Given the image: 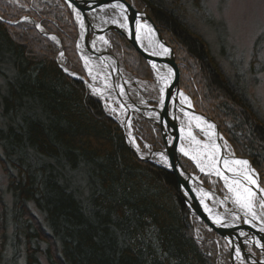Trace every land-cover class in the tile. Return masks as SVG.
<instances>
[{
	"label": "trees",
	"instance_id": "1",
	"mask_svg": "<svg viewBox=\"0 0 264 264\" xmlns=\"http://www.w3.org/2000/svg\"><path fill=\"white\" fill-rule=\"evenodd\" d=\"M21 1L18 13L0 0L8 20L42 15V24L60 36L66 53L77 52V27L69 9L65 14L51 2ZM54 1L67 8L64 0ZM206 1L135 4L173 47L181 87L194 80L207 114L264 183L261 104L241 75L225 73L196 31L195 18ZM42 6L47 7L42 13L32 9ZM19 26L0 21V166L8 183L7 191L0 186V264H217L193 235L174 173L140 160L102 100L59 67L58 46L37 30L27 33ZM114 35L134 58L133 73L147 79L148 72L140 74L146 59L125 37ZM199 105L197 110L206 109ZM144 124L146 136L157 135L162 148L160 129L155 134L150 123ZM181 161L194 172L187 160ZM211 237L220 239L216 232ZM214 239L210 244L216 254ZM224 254L220 264H230V252Z\"/></svg>",
	"mask_w": 264,
	"mask_h": 264
},
{
	"label": "rangeland",
	"instance_id": "2",
	"mask_svg": "<svg viewBox=\"0 0 264 264\" xmlns=\"http://www.w3.org/2000/svg\"><path fill=\"white\" fill-rule=\"evenodd\" d=\"M2 1L5 2L7 5H9L11 9L14 8L16 10H18L20 5L23 4L21 0H2ZM44 1L46 2V4L51 2L56 6L59 5V11L61 12L62 10L65 14L67 9H69L72 14V9L69 7V5H67L66 8L65 6H62L59 1L58 2H55L54 0H44ZM203 7H204V11L200 15L201 17L199 16L200 18L199 17L195 18L194 24L196 31L209 46L211 53L215 56V59H217L216 62L221 63L224 66V69L226 71L225 73L228 76L232 77L236 75V73H238L237 75H241L242 78H244L247 81L249 85L248 88L249 93L250 95L256 97L259 100L264 116V0H207L204 3ZM40 9L45 10L47 9V7L42 6ZM16 12L19 13L20 9ZM72 17L74 18L73 14ZM51 21H54L52 23L55 25L57 31L61 32L60 31L61 29L59 28L57 22L55 20H51ZM41 27L44 29L43 30L44 32H42L38 27L36 28V30L42 36L48 38L49 40L53 41L55 45H57V42L55 40H52V38L48 34L50 32L45 28V26L41 24ZM50 34L51 36L52 34L58 35L57 33H50ZM114 34L115 32H110L107 35V41H108L107 50L111 52L112 55L116 56L124 72L134 80L136 85L140 87L142 94L146 97L148 102L151 105L158 106L161 102V92L154 81L152 67L146 60L147 68L143 67V69H141L142 72H140V74H144V72H148L147 79L146 77L142 78L137 76L135 73H133L136 69L134 58L128 55L125 47L122 49L121 42L117 40ZM58 39L59 40L61 39L60 36ZM61 43L63 46V53H64L67 69L84 77L87 76L85 72L84 61L81 55L78 53V51L75 52L73 48V53L71 54L70 51V53L67 54L63 42ZM58 49H59V53H62L61 48L58 47ZM67 57H69V59ZM72 57L75 58L76 60L75 63L73 62L71 63ZM69 64H72V66L75 69L80 70L83 74L71 70L68 67ZM232 71L234 74H232ZM182 89L185 92V94L189 97L194 107L195 105L200 104L199 105L200 107L201 105H203L206 108L204 111H199L197 109L196 110L199 111L200 113L207 114L206 112L207 105L205 103L206 100L203 99L202 94L199 92V87L194 82V80L192 81L189 78V81L186 82V88L182 87ZM100 99L104 104L106 114L109 117H111L115 122H117L124 130V127L126 125L122 120L123 118L120 116V114L117 111V109L120 107L117 106L116 103L114 104V102L116 101L103 97ZM144 120L152 125L150 127V130L155 132V134L158 132V129H160L159 125L155 123L153 120L146 119L142 115H136V114L133 115V117H131V122H132L131 128L136 136V141L138 142L139 147L144 151H148V149L150 148L153 149L155 145H158L160 147V143H158L159 137L157 135L153 137L151 135L150 138L146 136L145 128H144L145 126ZM231 127L232 124L230 125V128ZM159 131L161 132V130ZM128 134H129V130H128ZM160 134L162 137V133ZM162 143L164 144V142ZM185 145L186 142L184 138L183 139L181 138L180 148L182 147L184 148ZM224 145L225 147L228 148L227 152L232 154L233 153L237 154L236 152L239 146L237 147L235 144H233L228 140L224 141ZM158 149H161V147ZM229 153H227V155ZM179 155L181 160L184 159L190 163L191 166L190 168L193 169L192 171H194L190 173L197 176L199 180L203 182L207 187H212L213 189L218 191V193L222 197H230L229 191L227 190V187L222 179L211 175L208 176L207 173H205L204 171L202 172L200 170L199 165L193 162L190 158H188L184 154V152L181 151ZM153 164L157 167H161V165L158 164L157 162H154ZM165 166L168 165L165 164ZM165 169H169V167H166ZM4 174L5 173L3 172L2 167L0 166V186L4 191H7L8 183H7V178ZM261 181L262 178L260 176V184L264 188V183H262ZM9 197L6 198L7 201ZM255 201L259 209L264 211V208L260 207V204L262 202L261 199L259 197H255ZM34 212L37 213L38 215V212L35 209ZM190 216L192 219L194 237L203 245L204 250L208 254L212 253L213 257L217 258L216 259L217 264H220V260L225 255L224 250L229 251L231 255V248L229 244L225 242V240H222L221 237L219 240L217 238L215 239L212 238L211 236L214 231L208 225L204 226L205 223L201 219L197 218L196 215L191 214V212H190ZM213 239L217 243L216 254H213L214 251L211 250L212 244H210V242ZM220 240L223 241V243ZM226 246L228 247L226 248ZM245 247L254 255L255 258L257 259L261 258V252L256 247L250 245L249 246L246 245ZM230 264H231V256H230ZM237 264H248V263L243 259L242 256H239V260Z\"/></svg>",
	"mask_w": 264,
	"mask_h": 264
},
{
	"label": "bare ground",
	"instance_id": "3",
	"mask_svg": "<svg viewBox=\"0 0 264 264\" xmlns=\"http://www.w3.org/2000/svg\"><path fill=\"white\" fill-rule=\"evenodd\" d=\"M127 1H129L130 3H133L136 7L135 0H127ZM32 9L34 12L35 11L39 13L43 12L42 9L37 8V7H34ZM136 9L138 8L136 7ZM25 17L28 18L26 21L24 20V17L18 20H15V21H10L6 18V16L4 15L0 7V21L1 22H4L9 25H16V26L20 25L19 26L20 29L27 33H30L32 29L36 30L37 27L42 32H44L43 31L44 29L41 27V24L44 21L43 20L44 17H42V15H38L37 17H34L32 15L31 16L27 15ZM125 17H127V19H125ZM89 19L93 22L95 27L99 29L105 28L108 25H114L119 28H123L125 31L128 32L130 28V16L127 13H125V11L122 14L121 10L108 9L102 12H95L89 16ZM82 20H83V27H81L80 19H77V16L75 13L74 21L78 28V33H79V37L77 39V44H78L77 47H78V51L85 64V72L87 74V76H85V80H86V83L89 85L87 89L95 97L109 98V99L116 101L114 102V104L116 103L117 106L120 107L117 109V111L120 114V116L123 118L122 120L124 121L126 127L129 130V143L132 145L134 151L137 153V155L141 159L145 160L146 158L149 161L157 162L161 165L167 164V161L162 159V156L165 157L164 154L156 153L155 150H153L152 148L148 149V151H144L139 147V144L136 141V136L133 133V130L131 128V125H132L131 119L129 118V114L134 115L135 113H137L141 115L143 114L145 117H149L153 120H158V114L156 112H153L152 110H149L148 100L142 95L140 87L136 85L134 80L129 75H127L124 72V70L122 74L120 75L123 82L119 79L118 77L119 74L117 73V69L115 66L116 64L114 60L105 59V58L98 56V53L105 52L107 50V42L104 39H101V37L97 36L91 39V41L88 44L85 43L84 41L85 20L84 18H82ZM121 24L126 25V26L121 27ZM140 24L149 25L151 27V31L148 28H141L138 31V40H139V44L141 45V47H143L146 51L152 54H155L158 52H164L163 48H161V45L163 44L158 41L157 33L153 29V27L147 22H141ZM48 34L50 35L51 38L55 37V39H52V40H55V41L59 40L58 35L52 34L51 36L50 33ZM57 60L59 61L61 66L62 65L64 66L66 64L64 54L63 56H61V53H60L57 57ZM65 69L68 72L70 71L66 67ZM152 70H153L154 81L161 92V97H163L165 82L169 80L171 73L165 67L159 66L156 64L152 66ZM116 79H118L119 81H117ZM183 97H186L187 99L185 100L183 99ZM183 97L181 96L178 107H177V110H178L177 116H178V120L180 124L181 137L184 138L186 142L184 149L189 152V155L187 156H189L190 158L192 155L198 156L200 160L199 167L204 166L205 173L222 179L230 194V197H226L225 198L226 200L223 201L222 199L217 197L215 193L209 191L210 189L209 190L204 189L203 198H205V200L209 203V206H208L209 208L207 209H212L213 211H215L218 207L229 205L232 210H237L242 215L240 217H237L236 219L233 218L235 221L239 223L241 222L243 226L245 225L247 227H251L253 228V230L264 228V222H262L260 219H253L252 216L247 213L246 209L241 208L240 205L235 202L236 197H235L234 192L229 190L228 184H226L223 176L217 175L214 169H210L208 157L204 155V153L212 151L211 145H213V143L220 146V152L215 157V159L219 161V164L217 166L223 172V175L229 178V182H231L234 176L232 172H229L224 168L223 160L224 159L241 160V159H237L235 158L234 154L227 152L228 148L225 147L223 138L220 140L217 134L216 127L214 129H209L207 127L208 124H212V125L214 124L211 123L207 118L203 117L200 113L194 112L192 109L194 107L191 104V101L188 99L187 96L183 95ZM194 117H201L203 119L202 121L198 122L194 119ZM205 121L207 123H204ZM198 123L200 126H197ZM189 131H191L192 136H188ZM211 132H214L215 135H211V136L208 135V133H211ZM196 141H199V144L196 143ZM205 145H208L209 147L205 148L204 147ZM0 152H2L1 149H0ZM222 152L226 154L227 158L225 157L224 154H222ZM226 152L229 154L227 155ZM194 161L195 163H197L196 160ZM254 178L257 179V183H258L257 174H255ZM253 190L257 191L256 197L260 198L262 194L259 193L258 189L255 186H253ZM5 196L6 198L9 197L8 194H6ZM10 198L11 197L8 198L9 202L6 199V201L9 204L11 202ZM254 210L257 213V217H264V211L259 209L255 200H254ZM224 216L226 218L228 216V213L225 212ZM253 242L259 247L261 244H264V240L259 241V242L254 240Z\"/></svg>",
	"mask_w": 264,
	"mask_h": 264
},
{
	"label": "water",
	"instance_id": "4",
	"mask_svg": "<svg viewBox=\"0 0 264 264\" xmlns=\"http://www.w3.org/2000/svg\"><path fill=\"white\" fill-rule=\"evenodd\" d=\"M65 2L70 6L72 12L75 16L76 11H79L81 17L85 20V32H84V41L88 44L91 41L90 32L92 31L94 36H99L103 38L108 45L107 41V34L111 31H115L120 33L121 35L125 36L128 41L133 45V47L139 52L150 64L152 67L154 64L163 66L167 70L170 71L171 76L168 81L165 82V88L162 100L160 102L159 107L149 105V110L156 112L158 114V120H153L149 117H145L147 119H151L157 124H159L165 148L164 150H158L156 152L163 153L167 157L169 169L177 178L179 191L180 194L190 210L191 214L198 216L203 222H205L212 230H214L220 237L224 238L228 244L230 245L232 251L231 257V264H237L239 257L236 255V249L239 248L243 259L248 264H264V250H262L259 246H257L253 241H262L264 240V231L253 230L251 227L243 226L241 222L235 221L233 218L235 216H242L239 212H233L231 210H227V205L223 207L224 211L231 216H227L225 218L224 212L216 209L215 211L207 209L209 203L202 197L201 192L197 191V184L201 191L204 189L209 190L206 188L203 183L199 180L197 176L189 173L180 160V152H181V131H180V124L178 120V104L181 98V94L187 96L183 89L181 88V72L179 65L176 59V53L171 45L165 40L161 32L159 31L157 25L155 24L154 20L151 16L146 13L144 10L140 11L136 9L133 3H130L127 0H65ZM123 4L125 8V13L130 16V28L125 31L123 28H119L114 25H108L105 28H97L93 24V22L89 19V16L95 12H102L108 9L113 10H121L120 8H115L113 5L115 4ZM76 9V11H74ZM137 22H147L149 23L153 29L157 33V38L160 43L169 51L165 52H158L152 54L146 51L141 45L139 44L138 40V31H137ZM79 37V34H78ZM57 44L61 48V52H63V46L61 44V40L57 41ZM98 56L105 58V59H112L115 61V66L117 69V73L119 74V79L122 81L120 75L123 72V68L116 58V56L112 55L108 50L105 52L98 53ZM59 66L64 70L66 74L73 77L74 79L83 81L88 87L89 85L86 83L85 77L71 71H67L65 66H61L58 61ZM74 74V75H72ZM119 81L118 79H116ZM123 82V81H122ZM194 112L199 113L194 108H192ZM143 110V109H142ZM203 117L207 118L211 123H213L217 129V134L220 140L223 138L221 129L219 125L213 120V118L207 114L200 113ZM133 115L129 114V118L131 119ZM124 133L126 141L131 148V150L137 155L134 151L132 145L129 143V134L128 128L124 127ZM224 154V152H222ZM226 157V154H224ZM223 155V156H224ZM138 156V155H137ZM139 157V156H138ZM140 158V157H139ZM227 158V157H226ZM237 159L247 160L251 169H254L252 163L242 157L235 156ZM141 159V158H140ZM146 162H150L148 159L145 158L141 159ZM255 172V169H254ZM258 185L260 188H263L260 184V179L258 177ZM215 193L217 196L218 193L213 190H209ZM220 197V196H219ZM223 199V197H220ZM219 219L220 223H216V220ZM236 219V218H235ZM243 233V235H241ZM246 245H250L256 247L261 252V258L257 259L251 254L247 249Z\"/></svg>",
	"mask_w": 264,
	"mask_h": 264
},
{
	"label": "snow or ice",
	"instance_id": "5",
	"mask_svg": "<svg viewBox=\"0 0 264 264\" xmlns=\"http://www.w3.org/2000/svg\"><path fill=\"white\" fill-rule=\"evenodd\" d=\"M115 8H120L121 12L125 11L124 5L123 4H115L113 5ZM76 11V9H74ZM76 16L77 19H80L81 22V27H83V20L81 18V14L79 11H76ZM28 18L24 17V20L26 21ZM127 19V17H125ZM126 25L121 24V27H125ZM141 28H148L151 31V27L149 25H141L139 22H137V31H139ZM52 39H55V37H52ZM103 39V38H101ZM161 48H163V51L167 53L169 49L164 48L163 45H161ZM61 56H63V53H61ZM155 67V66H154ZM163 91V89H162ZM183 97V94H181ZM183 99H187L186 97H183ZM194 119L198 122L202 121L203 118L201 117H194ZM204 123H207L206 121ZM197 126H200L199 123ZM207 127L209 129H214L215 125L208 124ZM208 135H215L214 132L208 133ZM188 136H192L191 131L188 132ZM194 139V137H193ZM196 143L199 144V141H196ZM205 148H208V145L204 146ZM212 151L204 153L208 157L209 161V167L210 169H214L216 171L217 175L223 176L225 179L226 184H228L229 190L234 192L235 197H236V203L240 205L241 208H244L247 210V213L252 216L253 219H260L262 222H264V217H257V213L254 210V200L255 197L257 196V191L253 190V186H255L259 193L262 195L260 196V199L262 203L260 204V207L264 208V188H260L257 179L254 178L255 172L254 169H251L249 166V162L247 160H228L224 159L223 160V165L224 168L233 173L234 178L229 182V178L227 176L223 175V172L219 169L217 166L219 164V161L215 159V157L219 154L220 152V146L216 145L213 143L211 145ZM181 151L184 152V154L187 156L189 155V152L186 151L183 147L181 148ZM191 158L193 160L197 161V164L200 165V160L198 156L192 155ZM162 159L167 161V157L162 156ZM200 170L203 172L205 171L204 166L200 167ZM216 223H220V220L217 219ZM261 231H264V228H261ZM243 235V233H241ZM261 249L264 250V244L260 245ZM236 255L239 257L241 255L240 249H236Z\"/></svg>",
	"mask_w": 264,
	"mask_h": 264
}]
</instances>
